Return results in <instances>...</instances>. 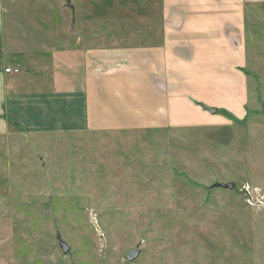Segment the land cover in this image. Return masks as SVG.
Segmentation results:
<instances>
[{"label": "rangeland", "instance_id": "rangeland-1", "mask_svg": "<svg viewBox=\"0 0 264 264\" xmlns=\"http://www.w3.org/2000/svg\"><path fill=\"white\" fill-rule=\"evenodd\" d=\"M248 42L204 126L1 136L0 264H264V7Z\"/></svg>", "mask_w": 264, "mask_h": 264}, {"label": "crops", "instance_id": "crops-1", "mask_svg": "<svg viewBox=\"0 0 264 264\" xmlns=\"http://www.w3.org/2000/svg\"><path fill=\"white\" fill-rule=\"evenodd\" d=\"M69 3L0 0V137L204 126L215 102L243 109L264 0Z\"/></svg>", "mask_w": 264, "mask_h": 264}, {"label": "water", "instance_id": "water-1", "mask_svg": "<svg viewBox=\"0 0 264 264\" xmlns=\"http://www.w3.org/2000/svg\"><path fill=\"white\" fill-rule=\"evenodd\" d=\"M65 1H66L67 5L70 6L69 0H65ZM205 109H207L211 113L216 112V109H214V108L205 107ZM213 186L219 187V188L233 189L234 183L233 182L220 183V181H219L217 183H214ZM60 245L63 248L64 252L68 251L67 245L64 244L62 241H60ZM137 255H138V248H133V249H130L128 251L126 258L128 261H133Z\"/></svg>", "mask_w": 264, "mask_h": 264}, {"label": "built area", "instance_id": "built-area-1", "mask_svg": "<svg viewBox=\"0 0 264 264\" xmlns=\"http://www.w3.org/2000/svg\"><path fill=\"white\" fill-rule=\"evenodd\" d=\"M4 71L6 73H18L19 69L18 68H12V67H5Z\"/></svg>", "mask_w": 264, "mask_h": 264}]
</instances>
